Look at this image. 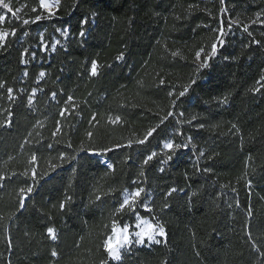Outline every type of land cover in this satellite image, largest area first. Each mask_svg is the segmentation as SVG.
Masks as SVG:
<instances>
[{"label":"trees","instance_id":"16d2710c","mask_svg":"<svg viewBox=\"0 0 264 264\" xmlns=\"http://www.w3.org/2000/svg\"><path fill=\"white\" fill-rule=\"evenodd\" d=\"M6 2L20 11L0 8V264H100L113 207L137 186L166 239L108 264H264V0H61L35 23L38 0ZM168 140L187 147L168 152Z\"/></svg>","mask_w":264,"mask_h":264},{"label":"snow or ice","instance_id":"6c2138e0","mask_svg":"<svg viewBox=\"0 0 264 264\" xmlns=\"http://www.w3.org/2000/svg\"><path fill=\"white\" fill-rule=\"evenodd\" d=\"M223 2V0H222ZM61 4V0H39V8L43 9L44 13H47L46 16L43 14L36 15L33 20H31L32 23L38 22L41 19H50L55 15V10L59 8ZM0 8H3L7 10L8 12H11L13 16L16 15L20 9H13L10 5V3L6 2V0H0ZM33 12L37 11L36 7L32 8ZM5 19L4 16L0 15V21H3ZM87 20H82L81 21V27L83 29V25L87 24ZM23 23L27 25L30 23L28 19H24ZM232 23H238L237 21H230L229 23V29L231 27ZM247 31V28L245 27L244 29ZM63 31V30H60ZM219 35L217 36V42H214L211 46V53L208 54L203 60H201V51H197L195 54L196 60L201 61L199 67L204 68L208 67L209 64V59L214 56L217 53V43L222 44L223 40L221 39L225 34V29L223 27H220L218 30ZM12 36H15V30H12L10 33ZM9 33L0 31V47H3L5 44V41L8 37ZM65 35H67V32H65ZM79 35L83 37L85 35V32L83 30L80 31ZM41 37L43 38V34H41ZM58 43V42H57ZM27 51V50H26ZM25 53H22V55H25ZM173 55H177V53H173ZM118 59H123V54H121ZM22 62H25L22 60ZM98 73V64L97 61L93 60L91 63V75L95 76ZM41 77L45 75L44 72H41L39 74ZM163 83V81H161ZM192 83H195L193 80ZM259 83V81L257 82ZM9 93H11V89L8 90ZM188 91V87H185L183 91L179 93L180 97H183ZM256 91H259V89H256ZM169 95H172V93H169ZM53 96H55V93H53ZM69 101L72 100V97L68 98ZM225 100L221 101V103L225 102ZM31 99L29 100V104H31ZM175 103V102H174ZM61 115H63V111L61 112ZM172 112H168L166 117H162L160 120V124H163L164 121L167 119V117L172 116ZM183 115V113H181ZM93 119H95V116H93ZM111 123H120L121 122V117L116 116L115 119H112L111 117L109 118ZM160 125L158 124L156 127L150 128L147 130L146 134L142 139H136L135 143L137 144H145L148 142L149 138L153 136V134L157 131V128ZM201 127H203L201 125ZM235 127V126H233ZM60 131L59 128H57V132ZM56 135V132L53 133V136ZM89 138L92 137V133L89 132L87 133ZM132 141L129 140L128 142V147H131ZM124 145H115L114 147L120 148L123 147ZM51 148L52 145H49ZM71 147V145H69ZM182 147H187V145L179 144V143H174L171 140H168L163 143V149L167 150L168 152L174 153L176 150H179ZM112 148H107V149H101V150H94L95 154L97 155H102L105 152L112 151ZM157 155L155 151H153L151 154L147 155L144 160L143 164L147 165L149 161L153 160V158ZM200 155H204L203 152L200 153ZM36 156L33 155L31 157V162L36 161ZM60 159L64 160L65 159V154L61 153L60 154ZM72 159H75V157H72ZM172 155L167 156V160H171ZM53 168L56 167V165H52ZM107 167L109 170H114L113 165L111 163L107 164ZM163 169H161L162 171ZM140 175H144L143 172L140 173ZM5 179V177L0 176V180ZM33 180H36V175H35V169H33ZM133 185L138 184V181H132ZM33 191V186L29 185L26 188L21 187L19 189L20 193V207L23 208L25 204V200L27 199V196L24 195L25 193H32ZM177 191V189L173 188L171 189L168 193L165 195H171L173 192ZM195 195V193H193ZM152 196V193H149L146 191L144 187L137 186L132 189H124L122 192V198L120 201L114 205L113 211L111 213V231L110 233L106 234L104 239L102 240V247L105 253H107V260H101L100 264H108L109 261H115L119 262L122 260V256L124 252H129L133 246H144L146 244H159L161 243V240L158 239V237L165 238L166 239V229L165 225L160 222L159 218L157 216H151V219L145 218L144 216L141 215V209L143 210L144 213H152L154 211L153 206L151 205L150 198ZM70 199V198H69ZM97 200L100 199V196L96 197ZM168 205L165 204L164 208H167ZM65 208V203L61 202L60 203V209L63 211ZM125 216H133L134 222H129L125 221L121 223V220L118 219V217H125ZM105 228H107V225H105ZM47 233L49 237L53 240L56 239V234L55 230L52 227H49L47 229ZM57 253L55 251L52 252V255L55 256Z\"/></svg>","mask_w":264,"mask_h":264},{"label":"rangeland","instance_id":"374dc122","mask_svg":"<svg viewBox=\"0 0 264 264\" xmlns=\"http://www.w3.org/2000/svg\"><path fill=\"white\" fill-rule=\"evenodd\" d=\"M38 2H39V0H38ZM41 10H43V9H41ZM66 32V31H65ZM65 32H63V31H58V35L59 36H55V37H53V39H52V41H51V47H50V50H54L56 47H61V46H63L64 44V40H65V37H66V35H65ZM60 39L62 40V41H60ZM58 42V43H57ZM43 46H42V50H45V47H46V45L43 43L42 44ZM34 95V94H33ZM149 219V218H148ZM158 239H162L161 237H158ZM152 244H146V245H144V247H146V246H151ZM115 262V261H114Z\"/></svg>","mask_w":264,"mask_h":264},{"label":"water","instance_id":"95a60500","mask_svg":"<svg viewBox=\"0 0 264 264\" xmlns=\"http://www.w3.org/2000/svg\"><path fill=\"white\" fill-rule=\"evenodd\" d=\"M56 11V10H55Z\"/></svg>","mask_w":264,"mask_h":264}]
</instances>
